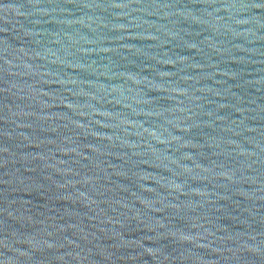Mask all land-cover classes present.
Instances as JSON below:
<instances>
[{
    "label": "water",
    "instance_id": "1",
    "mask_svg": "<svg viewBox=\"0 0 264 264\" xmlns=\"http://www.w3.org/2000/svg\"><path fill=\"white\" fill-rule=\"evenodd\" d=\"M0 264H264V0H0Z\"/></svg>",
    "mask_w": 264,
    "mask_h": 264
}]
</instances>
